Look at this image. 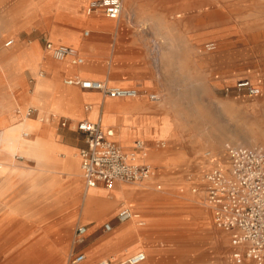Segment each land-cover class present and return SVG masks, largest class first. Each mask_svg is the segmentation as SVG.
Returning a JSON list of instances; mask_svg holds the SVG:
<instances>
[{
    "label": "crops",
    "instance_id": "obj_1",
    "mask_svg": "<svg viewBox=\"0 0 264 264\" xmlns=\"http://www.w3.org/2000/svg\"><path fill=\"white\" fill-rule=\"evenodd\" d=\"M92 1L0 0V147L5 144L3 128L21 136L17 151L0 153L8 165L0 173V264H64L72 244L61 231L41 229L43 222L56 221L89 226L86 242L76 252L86 256L79 264H97L102 259L118 263L140 251L147 254L143 264H231L226 244L231 236L215 226L212 211L201 201L203 188L196 195L199 200L169 204L194 205L196 213L165 212L168 205L155 211L138 208L158 198H146L149 185L160 184L156 176L173 170L177 157L183 173L191 169L199 173L216 162L222 166L228 162L222 144L208 148L210 144L195 140L183 155L163 152L166 141L155 140L161 135L165 113L161 96L170 99L199 84V76L187 75L184 58L187 51L196 56L200 42L171 39L155 20V15L162 21L168 18L169 0H123L118 20L107 18L102 11L87 14ZM46 42L76 49L85 62L75 65L69 58L56 59ZM171 56H177V62ZM75 75L109 86L136 87L142 96L105 98L100 92L66 84ZM152 93L160 95V102L149 100ZM30 108L40 116L57 119L27 118ZM64 119L70 126L61 125ZM82 120L101 121L113 128L115 141L125 150L144 140L147 156L140 157V162L153 166L152 181L148 185L117 182L112 189L103 185L87 188L80 158L86 139L73 127ZM204 146L214 151L213 161L208 159L210 154L203 156ZM161 179L166 184L172 180L169 185L176 183L172 178ZM123 205L140 211L146 226L135 221L117 223ZM109 221L114 223L113 230L104 232L103 224Z\"/></svg>",
    "mask_w": 264,
    "mask_h": 264
},
{
    "label": "rangeland",
    "instance_id": "obj_2",
    "mask_svg": "<svg viewBox=\"0 0 264 264\" xmlns=\"http://www.w3.org/2000/svg\"><path fill=\"white\" fill-rule=\"evenodd\" d=\"M169 1L171 10L168 18L162 21L159 20L160 16L155 15V20L162 23L161 26L171 39L185 38L200 42L196 56L187 51L184 58L187 75L195 74L196 79L199 76L200 80L196 86L187 87L184 94L172 95L170 99L161 96L166 103L165 113L160 123L161 135L155 137V140L166 141L163 152L183 155L185 152L187 154L195 140L210 144L208 148L222 144L226 152L227 146L264 147V0ZM174 59L177 62V56H171V60ZM242 80H250L261 89V94L250 96L238 93L233 87ZM227 88H231L229 92H226ZM250 142H253L252 145H247ZM205 147L202 150L203 156L208 158L207 154H210L208 159L213 161L214 151ZM181 162L177 157L173 170L160 171L156 181L163 184L162 190L149 185L150 191L145 194L146 198L148 195H158V198L152 200L149 206L138 205V208L144 211L142 207H149L150 211H155L168 205L165 212L180 209L196 213L197 206L179 208L169 204L178 200L185 204L199 200L196 196L199 190L193 193V189L204 188V174L214 166L224 171L229 168L228 159L224 166L216 162V165L202 172L196 173L191 169L183 173L179 169ZM161 178H172L176 183L169 185L172 180L166 184ZM141 184L148 185L146 182ZM201 201L204 202V195ZM205 208L204 211H208L211 216V211ZM80 224L61 221L41 224L42 230L61 231L65 240L72 244L69 260L67 258L64 264H69L71 257L83 247L74 245L75 230ZM226 244L231 264H256L252 261L238 263L233 258L237 247L231 237L230 243L228 239Z\"/></svg>",
    "mask_w": 264,
    "mask_h": 264
},
{
    "label": "built area",
    "instance_id": "obj_3",
    "mask_svg": "<svg viewBox=\"0 0 264 264\" xmlns=\"http://www.w3.org/2000/svg\"><path fill=\"white\" fill-rule=\"evenodd\" d=\"M123 0H94L87 7V14L102 11L111 20H118L123 12ZM89 32H85L88 35ZM13 40L7 42L11 45ZM46 48L52 51L58 60L69 58L75 65H82L85 60L77 50L69 46H54L46 42ZM68 85L80 86L86 90L100 92L110 99H136L142 91L136 87L109 86L106 82L83 79L75 75L65 80ZM238 93L258 96L261 89L250 80H242L233 87ZM231 88H227L229 92ZM151 102L159 101V95L149 94ZM89 107L88 109H90ZM27 118L36 117L40 121H54L55 115L48 118L40 116L38 110L30 108L26 111ZM67 119L61 121L63 127L70 126ZM75 130L85 135L86 147L80 150L81 169L87 188L103 185L112 189L117 182L139 185L155 176V170L149 163L140 162V157L147 156V143L144 140L134 142L131 150H125L115 141V130L105 127L101 121L87 120L73 123ZM24 133V137H28ZM229 168L224 171L218 166L210 168L203 176L204 202L212 211L215 226L230 234L237 250L233 258L238 262L252 261L264 264V147L263 146H227ZM155 188L162 190V184ZM200 188L193 189L197 193ZM115 221L127 223L135 221L138 226L145 227L146 221L142 213L128 205L118 211ZM113 221L105 222L102 230L111 232ZM89 226L80 224L74 234V245L82 246L86 242ZM85 254H75L69 264H79L85 260ZM147 254L140 251L122 262L102 259L97 264H143Z\"/></svg>",
    "mask_w": 264,
    "mask_h": 264
},
{
    "label": "bare ground",
    "instance_id": "obj_4",
    "mask_svg": "<svg viewBox=\"0 0 264 264\" xmlns=\"http://www.w3.org/2000/svg\"><path fill=\"white\" fill-rule=\"evenodd\" d=\"M210 46V45H209ZM213 46V45H212ZM6 48V45L4 46ZM2 49V48H1ZM1 52V51H0ZM9 53V52H8ZM7 54V53H6ZM3 55V54H2ZM1 56V55H0ZM1 62V61H0ZM1 66V65H0ZM4 66V65H3ZM5 68V67H4ZM3 68V69H4ZM17 94V93H16ZM15 94V95H16ZM19 96V95H18ZM17 97V96H16ZM9 99V97H8ZM137 99V98H136ZM19 101V100H18ZM160 102V98L159 101H157L156 103ZM19 104V102H17ZM10 103H7V105ZM21 105V104H20ZM48 118V117H47ZM30 119H27L24 122L29 121ZM3 136H5V138H3L5 144L3 146L0 147V153L1 151H17L19 148V142H21V136L18 137L16 134H12V131L10 132L9 129L7 128H3ZM117 139V137H116ZM253 142H250L247 145H252ZM166 144L164 142H160V146H165ZM8 169V165L6 164V161L4 159H0V173H4L6 172ZM152 180V179H151ZM148 182V181H147ZM163 188V186H162ZM200 192V191H199ZM204 206L205 202H202Z\"/></svg>",
    "mask_w": 264,
    "mask_h": 264
}]
</instances>
